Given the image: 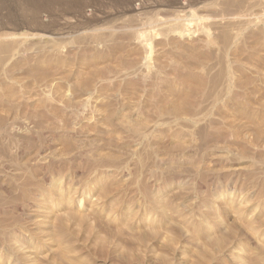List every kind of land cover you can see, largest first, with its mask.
Here are the masks:
<instances>
[{
  "label": "rangeland",
  "instance_id": "374dc122",
  "mask_svg": "<svg viewBox=\"0 0 264 264\" xmlns=\"http://www.w3.org/2000/svg\"><path fill=\"white\" fill-rule=\"evenodd\" d=\"M260 15L0 0V264H264Z\"/></svg>",
  "mask_w": 264,
  "mask_h": 264
},
{
  "label": "bare ground",
  "instance_id": "6f19581e",
  "mask_svg": "<svg viewBox=\"0 0 264 264\" xmlns=\"http://www.w3.org/2000/svg\"><path fill=\"white\" fill-rule=\"evenodd\" d=\"M48 2H46V4H47ZM257 16H258V14H257ZM263 17H264V15H260V17H258L259 18V20H263L264 21V19H263ZM258 18H256V19H258ZM261 18V19H260ZM11 21V20H10ZM4 24V23H3ZM249 24V23H248ZM7 25H9V26H11L12 25V22H9L8 21V24ZM4 26H6V25H4ZM184 26V24H183V21H182V19H180L179 17H174L173 19H172V31L173 30H175V31H178L177 29H180V28H182ZM203 30H205L204 28H202ZM201 29V30H202ZM199 30V29H198ZM202 30V33H203V35H205L206 33L204 32ZM206 31V30H205ZM179 32V31H178ZM201 33V31L199 32V34ZM201 33V34H202ZM180 34V33H179ZM177 35V34H176ZM182 35V31H181V34H180V36ZM184 36V35H183ZM139 38H141L140 36L139 37H137V45L138 46H140L141 47V49H143L144 51L149 47V45H147V43H146V40L145 39H139ZM136 39V38H135ZM139 39V40H138ZM200 40V39H199ZM205 40V39H204ZM203 40V42H205ZM136 43V42H135ZM202 43V42H201ZM205 44V43H204ZM16 45H18V46H15V49L13 50L12 49V51L13 52H11V55H9L10 57L8 58L9 60H13V59H16L17 60V58H19L20 57V55L22 54V52H23V56H24V48L23 47H25L24 46V42H19V44H16ZM26 45V44H25ZM27 47V46H26ZM24 49V50H23ZM27 49V48H26ZM26 51V50H25ZM27 52V51H26ZM22 56V55H21ZM14 61V60H13ZM10 62V61H9ZM18 122V121H17ZM10 124H12V123H10ZM13 125V124H12ZM94 188V187H93ZM95 189V188H94ZM91 190H93V189H91ZM90 190V191H91ZM166 192V188H159L158 189V191H157V195L158 196H160V195H163L164 193ZM51 201V199H48V198H43L41 201H40V205L42 206H44V205H47V204H49V202Z\"/></svg>",
  "mask_w": 264,
  "mask_h": 264
}]
</instances>
